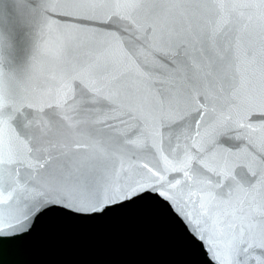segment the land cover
I'll return each instance as SVG.
<instances>
[{
    "label": "water",
    "instance_id": "95a60500",
    "mask_svg": "<svg viewBox=\"0 0 264 264\" xmlns=\"http://www.w3.org/2000/svg\"><path fill=\"white\" fill-rule=\"evenodd\" d=\"M130 5H139L140 24L176 45L154 64L137 63L113 38L125 24L114 13ZM74 83L111 94L125 110L159 105L161 92H190V112L204 113L195 127L203 130L212 114L233 135L247 133L233 141L239 151L217 145L209 154L207 166L227 174L225 161L264 151L261 0H0V105L27 121L68 100L55 109V126L38 114L49 138L40 153L15 140L24 164L4 162L3 141L16 136V122L0 117V264H258L250 256L259 249H240L243 217L264 215V197L249 207L241 203L252 199L245 192L216 196L228 188L193 179L178 162L185 137L159 124L128 140L130 118L113 129L111 121L89 123L87 109L78 117ZM216 179L227 184L223 175ZM262 234L264 224L255 229L258 242Z\"/></svg>",
    "mask_w": 264,
    "mask_h": 264
},
{
    "label": "snow or ice",
    "instance_id": "6c2138e0",
    "mask_svg": "<svg viewBox=\"0 0 264 264\" xmlns=\"http://www.w3.org/2000/svg\"><path fill=\"white\" fill-rule=\"evenodd\" d=\"M261 6H264V0H261ZM130 11L124 15L114 13L118 21H124V30L119 27L116 28L118 36L113 37L118 39L126 50L128 56L140 63L141 59L145 63H155L158 59L157 53L163 48L175 47V43L171 41V37L167 40L163 34L157 35L150 28L140 24L136 18V9L139 5H130ZM207 37L205 44H207ZM229 57L226 56L227 60ZM183 62L177 59L174 67V72L179 75L181 71V64ZM143 66V65H142ZM147 70V69H146ZM93 78H95L93 76ZM73 90L81 102V110L77 114L78 117L85 115L84 110H89L87 114V121L91 123L96 121L101 125L108 121L110 127L115 129V122L121 124L126 123L125 118H130L135 121V127L131 130L126 139L131 140L132 136L142 133V129H146L149 124L155 126L159 124L164 127L166 133L176 136L177 134L185 137L187 151L184 153L183 159L178 158V162L184 164L190 169L192 178L199 179L207 177L208 183H214L215 186L228 188V193L224 191L216 193L220 198L231 197L233 191L245 192L252 199L241 203H247L251 207L257 195L264 197V191L256 187L259 183L264 186V151L255 153L252 157L236 158L225 161L223 167L227 169V174L218 171L214 168L208 167L210 160L209 154L213 152V148L217 145H226L227 148L240 150V145L233 141L243 139V135H233L234 129L227 122L209 114L208 119L205 121V128L200 130L195 127L200 123L199 118L204 115L199 108H196L194 114L190 109L194 107L193 97L190 92L183 93L176 91L173 93L161 92L159 105L152 103L142 104L139 108L125 110L124 106L118 104L111 94H103L98 92L95 88H89L87 85L74 83ZM203 102V101H202ZM68 104L65 100L63 104H49L47 107L52 111L44 112L43 109H38L37 113L47 117L48 121L55 126L57 123V113L55 109L63 107ZM33 115L27 121L16 120L13 115L12 105H0V117H7L2 122L5 125L16 122L15 137H8L3 141V150L6 152L8 159L5 163L24 164L25 157L16 151L15 140L20 139L29 146V152L40 153L45 141L49 138L46 134L41 133L36 124L39 115ZM97 117H105L103 120H98ZM170 123H165L169 121ZM243 127V125H240ZM95 134V129H90ZM195 132V135H193ZM207 138L206 143L208 147H200L197 150V144L200 139ZM251 141V137H248ZM119 139V138H117ZM50 142V141H49ZM247 147V145H245ZM258 156V159L256 158ZM43 167V165H41ZM217 167H220L218 164ZM211 172L213 176H224L227 181L226 185H222L219 179L213 181V176H209ZM188 174L187 172L185 173ZM30 184L39 183V178H30ZM164 195V193H160ZM208 196H212V190L209 189ZM247 225L245 231L242 233L243 245L240 249L241 252L249 253V250L259 249V257L250 256L251 259L257 260L258 264H264V234L258 238L255 235V229L260 224H264V215L257 218L255 215L243 217ZM235 227L234 224L230 225ZM251 241V242H249ZM215 256V253L213 254Z\"/></svg>",
    "mask_w": 264,
    "mask_h": 264
}]
</instances>
